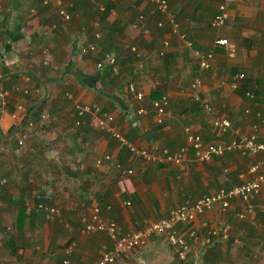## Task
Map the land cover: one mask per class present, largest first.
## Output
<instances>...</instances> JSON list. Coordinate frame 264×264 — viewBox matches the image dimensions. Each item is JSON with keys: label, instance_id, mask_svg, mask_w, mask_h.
<instances>
[{"label": "crops", "instance_id": "obj_1", "mask_svg": "<svg viewBox=\"0 0 264 264\" xmlns=\"http://www.w3.org/2000/svg\"><path fill=\"white\" fill-rule=\"evenodd\" d=\"M66 1L74 5L69 22L43 0H0V13L8 16L6 24L0 22V95L7 93L0 96V264H64L65 260L97 264L113 242L105 233L84 231L95 207L103 218L130 233L169 216L186 201L253 180L250 168L262 160L260 171L264 170L262 156L236 152L200 162L191 150L186 170L146 163L112 133L92 123L75 126L76 105L95 103L113 114L114 127L141 149H150L152 142L182 147L187 126L207 143L229 141V135L214 132L192 100L191 82L201 75L202 98L228 116L235 128L255 133L264 142L259 119L245 113L264 105V0H237L230 19L219 29L212 20L223 0H167L169 12L195 47L214 54L206 71L200 70L192 51L172 32L168 15L148 0H140L136 8L129 0L106 17L85 0ZM140 15L145 19L136 28ZM99 18L96 27L94 20ZM159 21L163 27H157ZM99 32L102 44L96 40ZM222 37L229 39L235 52L217 44ZM165 40L171 45L161 56ZM95 41L96 52L81 51ZM108 57L115 59L119 75H113ZM140 64L143 70L134 72ZM239 73H245L247 81L234 90L231 85ZM132 79L144 92V103L129 91ZM241 89L258 91L259 96L247 99ZM155 91L159 96L153 98ZM163 95L169 97V113L159 123L153 101ZM18 104L36 119L23 145L13 117ZM141 107L147 112L140 114ZM45 112L51 118L44 123L36 117ZM107 155L135 169V174L124 175L107 162L97 163ZM252 203L254 211L244 220L237 216L244 203L234 197L227 213L217 206L194 221V227L204 233L208 229L204 224L217 227L224 221L231 226L228 237L215 238L208 253L203 237L194 243L206 264H264V185ZM42 204L60 208L61 214L47 219L36 209ZM188 228L179 227L187 239ZM7 234L10 241L21 236L20 241L10 244ZM160 239L153 238L147 250L121 255L115 264H141L145 258L152 264L165 252Z\"/></svg>", "mask_w": 264, "mask_h": 264}, {"label": "built area", "instance_id": "obj_2", "mask_svg": "<svg viewBox=\"0 0 264 264\" xmlns=\"http://www.w3.org/2000/svg\"><path fill=\"white\" fill-rule=\"evenodd\" d=\"M95 1V0H89ZM129 0H126V2ZM136 2L138 0H131ZM153 3L156 9L168 15V22L170 24L173 33L178 34L179 38L183 41L185 47L192 50L194 57L197 59V63L201 71H206L211 68V62L214 54L212 52L203 53L202 51L195 49L194 43L189 39L187 33H182L180 29V22L177 17L169 12L167 0H148ZM237 0H223L218 6V14L212 20V26L214 28L223 27L230 19V6L233 5ZM147 3V2H146ZM44 4L53 7L63 21H70L71 15L67 7H69L66 0H45ZM72 4H70L71 6ZM3 9V4L0 2V10ZM103 9V8H101ZM139 19L144 21L143 15L139 16ZM95 26L99 27L100 23L95 21ZM138 28V25H134ZM164 22H158V27H163ZM51 29L50 31H52ZM96 38L99 40L102 38V33L96 34ZM217 44L226 47L230 52H235L236 48L233 46L229 39L219 38ZM170 41L165 40L163 47L160 50V55L163 56L170 48ZM98 49L97 42L89 43L87 47H84L81 51L83 53L96 52ZM133 52L137 54V57H141V53L136 47L133 48ZM108 63L113 65V75H119V67L115 65V59L112 57L107 58ZM98 67H103V63L98 64ZM143 65L140 64L136 71H142ZM244 73H239L236 79L244 78ZM203 86L202 76H196L192 83V98L199 102L202 106L203 112L208 118L214 132L219 136L229 135V141H213L206 142L203 137L196 133L191 126L185 128L186 133V145L177 148L170 149L167 146L161 145L157 142L151 143V148H138L130 143L113 125L115 116L111 113L105 112L104 109L95 103H84L76 105V120L75 124L77 127L84 125L87 119L94 126L103 131L112 133L120 142L129 147L130 152L134 155H138L144 159L146 163H162L170 166L179 167L182 170L188 168V156L190 150H194L195 161L205 162L213 159L214 157H220L225 155L227 152H236L243 156H254L260 155L264 159V142L260 141L255 133H243L239 129L233 126L232 120L223 115L217 110L208 100H205L201 96V88ZM233 89H239L238 81L232 83ZM128 89L139 103L145 102V94L141 91L137 82L130 81L128 83ZM28 93V90L25 91ZM7 94V93H5ZM5 94H1L4 96ZM252 97L250 92L247 93ZM169 97L163 95L161 98L153 101V110L158 118V122H164L165 118L169 113ZM24 112V106L18 104L15 113L13 114L14 119L17 123V130L21 131V138L19 144L23 145L25 140L28 138L30 131L35 127V122L30 118L28 112H24L23 116H20ZM138 112L140 114L146 113L145 107H141ZM246 114L254 115L255 118L259 119L260 126L264 127V105L263 108L254 112L251 109L245 110ZM51 116L49 113L41 114V121H49ZM107 162L111 167H118L124 175H134L135 169L128 168L125 165L116 164L115 159L110 155H107L104 159H99L98 164ZM263 164V160L252 165L250 173L254 174V178L251 181L235 185L230 189L221 188L213 193L203 195L196 201H186L182 205L175 208L171 214L165 218L148 224L142 230L132 231L130 233H124L120 225L114 221L105 219L101 215V209L95 207L92 212V217L85 223L84 231L86 233H105L113 242V248L106 249L102 252L100 259L97 264H115L121 255L137 250L147 248L152 239L156 237L164 238L170 245L176 248L177 254L180 259H186L191 246L188 239H191L194 243L199 241L202 229L194 227V221L207 211L219 207L221 213H227L231 207V199L234 197L240 198L244 203V208L237 214L240 219H246L254 211L252 199L260 194L264 185V170L260 171ZM128 205L131 202H127ZM48 212L49 218H54L61 214L60 208L45 207ZM180 226H188L189 238H185L179 229ZM204 228H208L207 235L203 237V247L208 248L215 244V238L223 237L227 238L231 226L229 223L222 222L217 227H209L208 224L203 225ZM65 264H69L66 260Z\"/></svg>", "mask_w": 264, "mask_h": 264}, {"label": "trees", "instance_id": "obj_3", "mask_svg": "<svg viewBox=\"0 0 264 264\" xmlns=\"http://www.w3.org/2000/svg\"><path fill=\"white\" fill-rule=\"evenodd\" d=\"M44 1L45 0H43V4H44ZM86 2H88V3H91V4H94L95 6H96V10H98V12H100L101 14H104L105 15V17L107 16V15H109V13L110 12H112V11H114L115 10V8H116V6H118V5H122L123 3L125 4L126 3V0H95V1H89V0H85ZM139 1L140 0H138V1H136V2H133V6L136 8L137 6H138V4L137 3H139ZM45 5V4H44ZM69 5V4H68ZM73 7H74V5L72 4V6L70 7V5H69V7H67L68 8V10H69V13H70V15H71V19H72V11H73ZM101 8H103V9H101ZM144 17V19H145V16H143ZM7 19H8V16H7V14L6 13H4V12H2V13H0V22H1V24H6L7 23ZM96 21H98L99 22V20H101L100 18L99 19H95ZM95 20H94V22H95ZM67 22V21H66ZM69 22V21H68ZM144 21L143 20H141V19H139L138 18V20L137 21H135V23H134V25H138V27L139 26H141L142 25V23H143ZM181 32L182 33H184V31H182L181 30ZM104 34H105V31H104ZM178 35V34H177ZM104 39V38H103ZM103 39H99L100 40V43L102 44L103 43ZM97 41H99L98 39H96ZM96 42V41H95ZM194 46H195V43H194ZM195 49H197L196 47H195ZM108 50V48L106 49V51ZM91 52V51H90ZM104 58H106V57H104ZM197 61V60H196ZM98 62V61H97ZM108 62V61H107ZM101 63V62H100ZM117 63V62H116ZM199 66V65H198ZM245 76H244V78H242V79H236V81H238V83H239V88H240V86H241V84H242V82L244 81V82H246L247 81V76H246V74H244ZM131 81H135V80H131ZM242 81V82H241ZM136 82V81H135ZM234 83V82H233ZM234 90H236V89H234ZM242 90V92H244V94H245V96H246V98L247 99H253V100H255L258 96H259V92L258 91H244V89H241ZM248 92H250L251 94H252V97L250 96V95H247V93ZM6 92H4V93H2V94H5ZM258 94V95H257ZM7 94H5L4 96H1V97H5ZM159 96V93H157V91H155L154 93H153V98H156V97H158ZM204 99V98H203ZM193 101H194V103H195V105L198 107V108H200L201 109V111L203 112V109H202V106L200 105V103L199 102H196L194 99H192ZM262 100L264 101V98L262 97ZM28 112V111H27ZM29 113V112H28ZM204 113V112H203ZM205 114V113H204ZM39 117H40V119H41V116L38 114V117H36V118H38L39 119ZM30 118L35 122L36 121V119H35V117H34V115L32 114L31 115V113H30ZM86 123H90V121L87 119V122ZM186 145V144H185ZM177 148H180V147H177ZM176 148V149H177ZM171 149V148H170ZM172 150H174V149H172ZM192 151H193V153H194V150L193 149H191ZM190 150V151H191ZM188 160H189V157H188ZM116 161V160H115ZM116 164H120V165H124L123 163H121V162H118V161H116ZM113 168H115V169H117L118 167L115 165V167H113ZM118 170V169H117ZM45 207H52V206H49V205H45V204H42V205H39V206H37V211L39 212L40 211V213L41 214H43L44 215V217H46L47 219H49V220H53L54 218H49L48 217V212L46 211V209H45ZM55 207V206H54ZM55 208H58V207H55ZM4 229V228H3ZM4 231H7L6 229H4ZM7 236H8V234H7ZM8 238H9V236H8ZM9 241H10V239H9ZM9 241H7V242H9ZM10 244H14L15 245V243H14V241H10ZM17 252H18V250H17V247L13 250V253L14 254H17ZM183 261V260H182Z\"/></svg>", "mask_w": 264, "mask_h": 264}, {"label": "rangeland", "instance_id": "obj_4", "mask_svg": "<svg viewBox=\"0 0 264 264\" xmlns=\"http://www.w3.org/2000/svg\"><path fill=\"white\" fill-rule=\"evenodd\" d=\"M205 236L206 235H204L203 237H205ZM20 237L21 236L14 238L15 243L20 241ZM9 239H10V237L8 238V240ZM160 240L162 243L160 245V247L161 248L163 247L162 249L165 250V252L156 256V259L152 262V264H206L208 262V261L204 260V254H202V253L198 254L197 249H194L195 248V246H193L194 242L189 241V244L191 246V251L189 252L187 258L183 260V259L179 258L176 250L172 246H170L169 244L166 243V240H164V238H162ZM155 246H156V244L153 245V247H155ZM147 248H145L143 250H147ZM205 249L207 250L208 248H205ZM137 250H139V249H137ZM148 251H150V249ZM206 253H208V250ZM146 254H148V253L146 252ZM148 255H150V254H148ZM141 264H149V263H148V260H146V258H145V262L142 261Z\"/></svg>", "mask_w": 264, "mask_h": 264}, {"label": "clouds", "instance_id": "obj_5", "mask_svg": "<svg viewBox=\"0 0 264 264\" xmlns=\"http://www.w3.org/2000/svg\"><path fill=\"white\" fill-rule=\"evenodd\" d=\"M127 2H129V1H127ZM237 2V1H236ZM235 2V3H236ZM234 5V4H233ZM233 5H231L230 6V13H231V7L233 6ZM72 6V5H71ZM70 6V7H71ZM161 13V12H160ZM144 16V15H143ZM231 16V15H230ZM160 22V21H159ZM157 27H158V23H157ZM160 28V27H159ZM217 29V28H216ZM51 30V29H50ZM194 43V42H193ZM162 49V48H161ZM160 49V50H161ZM191 50V49H190ZM199 50V49H198ZM192 51V50H191ZM160 52V51H159ZM193 53V52H192ZM167 54V52L165 53V55ZM165 55H163V56H165ZM137 68V67H136ZM136 68H135V70H136ZM135 70H134V72H135ZM136 72H139V71H136ZM141 73H143V72H141ZM245 74V73H244ZM236 81V80H235ZM192 83V82H191ZM99 105V104H98ZM105 111V110H104ZM105 112H107V111H105ZM109 113V112H108ZM41 116V115H40ZM206 116V115H205ZM75 120H76V114H75ZM163 123V122H162ZM75 126H76V124H75ZM81 127V126H80ZM124 136V135H123ZM125 137V136H124ZM126 138V137H125ZM119 140V139H118ZM128 147V146H127ZM129 148V147H128ZM130 150V149H129ZM61 210V209H60ZM239 218V217H238ZM240 219V218H239ZM241 220H243V219H241ZM208 230V229H207ZM208 232V231H207ZM204 235H207V233H204L203 232V234H201V238L204 236ZM161 238V237H160ZM165 240V239H164ZM190 242H193L192 240H190ZM166 243L167 244H169L167 241H166ZM170 245V244H169ZM170 246H172V245H170ZM173 247V246H172ZM211 247V246H210ZM209 248V247H208ZM177 252V251H176ZM178 255V254H177ZM66 261V260H65ZM65 261H64V264H65ZM69 261V260H68ZM69 264H70V261H69Z\"/></svg>", "mask_w": 264, "mask_h": 264}]
</instances>
